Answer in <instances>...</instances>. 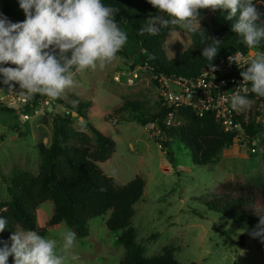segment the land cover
<instances>
[{
  "label": "rangeland",
  "instance_id": "rangeland-1",
  "mask_svg": "<svg viewBox=\"0 0 264 264\" xmlns=\"http://www.w3.org/2000/svg\"><path fill=\"white\" fill-rule=\"evenodd\" d=\"M0 12L17 19L22 10L18 0H0ZM211 15L209 12L199 23L194 22V29L209 23ZM191 46L188 31L183 28L172 31L165 44L166 57L173 58ZM76 80L77 85L59 98L73 108L80 103H89L91 107L82 111L85 119L73 117L74 133L67 145L93 149L95 138L91 126H94L116 143L113 157L99 164L104 173L118 186L127 185L138 177L145 181L144 195L134 206L132 226L136 229L137 242L146 249L148 257L158 256L165 248L173 247L176 260L182 264H264V242L250 235L256 226L228 220L211 211L206 202L211 194L220 193L226 181L264 177V146L259 156L252 157L251 152L237 145L235 140L205 166L195 165L189 149L179 140L172 139L164 146L165 138L157 125L153 128L150 123L143 125L136 119L135 115L142 116V112H117L126 101L141 104L142 111L149 117L162 108L156 76L148 68L127 60L120 52L118 59L103 69L77 73ZM4 94L1 90L0 99ZM251 94L246 95L250 106L239 110L245 119L249 112L254 118L257 112L263 114L264 111L260 99ZM47 98L37 95L21 111L16 110L21 107L13 99L9 105L16 111H0L1 201L10 200L11 185L5 178L9 181L19 171L34 175L40 172L38 145L51 144L54 120L57 115H64L60 105H53L51 99L46 104ZM165 121H170L171 125L184 124L177 116ZM53 213L51 201L37 207L35 231L59 241L61 232L74 230L65 222L50 226ZM250 214L261 218L264 210L251 208ZM110 216L108 212L89 221L90 235L77 238L72 250L80 257L75 264L121 263L126 250L118 241L121 231L112 232L106 226ZM20 230L18 227L16 231Z\"/></svg>",
  "mask_w": 264,
  "mask_h": 264
},
{
  "label": "trees",
  "instance_id": "trees-1",
  "mask_svg": "<svg viewBox=\"0 0 264 264\" xmlns=\"http://www.w3.org/2000/svg\"><path fill=\"white\" fill-rule=\"evenodd\" d=\"M103 3L119 10L117 22L128 35L127 44L120 54L134 64L148 68L159 78L196 77L204 69L225 65L229 57L237 53L249 55L255 51H264V41H261L256 49H249L244 45L242 39L231 32L232 21L225 20L226 13L201 10L200 18L209 12L212 13L209 23H204L194 31L188 32L192 46L168 59L165 51L167 39L172 31L181 30L179 25L171 22V17L168 18L170 21L168 26L162 27L158 34L140 35L139 30L148 17L159 14L147 0H103ZM253 3L262 13L258 24H264V0H253ZM6 17L12 22H22L25 19L23 11L17 19L9 15ZM213 37L221 40L222 43L217 57L209 61L202 57V49L212 43L210 38ZM0 90L16 94L20 91L18 85L11 91L2 83ZM257 97L262 104L260 107L264 110V97ZM55 103L65 106L71 113L64 112V115L56 116L49 146L43 143L38 145L41 155L39 174L19 171L9 181L4 179L11 186L8 191L10 200H0V217L8 221V227L0 233V241L10 247V236L18 227L22 230L35 231L37 224L35 209L51 201L54 203V213L49 225L57 226L65 222L73 228L78 239L90 235L91 219L111 212L106 226L112 232L121 231L118 241L126 250L120 264H182L176 260L173 247L165 248L158 256L148 257L146 249L137 242L136 229L132 226L135 216L134 206L142 199L146 184L138 177L127 185L118 186L112 177L104 173L99 164L110 160L116 152V143L111 136L91 126L95 138L93 149L67 145L74 133L71 127L73 113L85 119L82 111L90 109V104L80 103L73 108L66 105L61 98L52 100V104ZM1 110L16 111L0 104ZM130 110L142 112V116H135L143 125L157 123L160 134L165 138V142H162L164 146L172 139L184 144L189 149L193 163L198 166L211 164L236 140V133L226 132L213 112H207L201 117L193 109L181 107L175 110V116L180 117L184 124L168 125L165 120L172 118L174 110L161 108L158 113L149 117L142 111L141 104L126 101L117 112ZM235 119L240 121L250 134L264 132L261 123L264 119V111L263 114L257 112L254 118L249 112L246 119L244 113L239 111ZM259 153L260 150L252 157L259 156ZM220 188L219 194H211L206 201L211 211L235 223H245L250 226L259 224L260 218L250 214V210L251 208L264 210L263 176H255L247 180L239 178L229 180L222 183ZM0 247H3V244H0ZM13 262V258L9 257L8 264Z\"/></svg>",
  "mask_w": 264,
  "mask_h": 264
},
{
  "label": "clouds",
  "instance_id": "clouds-1",
  "mask_svg": "<svg viewBox=\"0 0 264 264\" xmlns=\"http://www.w3.org/2000/svg\"><path fill=\"white\" fill-rule=\"evenodd\" d=\"M147 2L159 14L148 17L140 35L158 34L168 26L169 17L192 32L201 10H211L226 13L225 20L232 21L231 32L249 49L264 41V24H258L262 13L253 0ZM18 4L25 16L22 22H12L0 12V83L11 91L18 85V94L25 100L37 95L56 100L77 85V73L103 69L118 59L127 44L128 35L116 19L119 10L103 0H18ZM210 39L212 43L202 49V57L213 61L222 41ZM229 61L237 63L236 56ZM240 75L243 84H250L252 94L264 97V51H256ZM250 103L239 91L233 93V109H246ZM7 227V219L0 217V233ZM250 235L264 242V216ZM10 240V247L0 241V264H8L9 257L14 264H75L80 260L72 251L77 236L71 229L61 232L59 241L33 230L14 231Z\"/></svg>",
  "mask_w": 264,
  "mask_h": 264
},
{
  "label": "built area",
  "instance_id": "built-area-1",
  "mask_svg": "<svg viewBox=\"0 0 264 264\" xmlns=\"http://www.w3.org/2000/svg\"><path fill=\"white\" fill-rule=\"evenodd\" d=\"M255 53L256 51L249 55L239 53L237 56L236 54L234 56H236L238 65L235 62H230L228 59L225 65L204 69L199 76L192 78L156 77L160 84L159 100L162 108L175 111L181 107H189L201 117L207 112H213L222 123L226 132L236 133L237 145L248 149L252 155L257 154L264 146V132L248 133L241 122L235 119L239 111L233 109L231 104L234 92L239 91L244 96L251 94L250 84H243L242 77L238 75V72L246 68ZM135 77H138V75L136 74ZM171 84L175 86V89L170 87ZM13 99H16V103L20 105L21 108L16 109L19 111L26 107L30 100H25L16 93H5L2 99H0V104L9 109H15L9 105ZM49 101L50 99L47 98L46 104H49ZM64 112L67 114L71 113L68 110ZM175 114L176 111L172 114V118L175 117ZM28 118L26 116V120ZM261 123L264 128V119H262ZM167 124L170 125V121ZM156 125V122L153 125L150 123V126L153 128H157Z\"/></svg>",
  "mask_w": 264,
  "mask_h": 264
},
{
  "label": "water",
  "instance_id": "water-1",
  "mask_svg": "<svg viewBox=\"0 0 264 264\" xmlns=\"http://www.w3.org/2000/svg\"><path fill=\"white\" fill-rule=\"evenodd\" d=\"M162 15L165 16V18H167L166 14H162ZM170 87H171L172 89H175V86L172 85V84L170 85ZM178 90H179V89H178ZM60 108L62 109V111H66V109H67V108H66L65 106H63V105H60ZM74 116H75V117H79L77 113H73V117H74Z\"/></svg>",
  "mask_w": 264,
  "mask_h": 264
},
{
  "label": "crops",
  "instance_id": "crops-1",
  "mask_svg": "<svg viewBox=\"0 0 264 264\" xmlns=\"http://www.w3.org/2000/svg\"><path fill=\"white\" fill-rule=\"evenodd\" d=\"M60 225V224H59Z\"/></svg>",
  "mask_w": 264,
  "mask_h": 264
}]
</instances>
